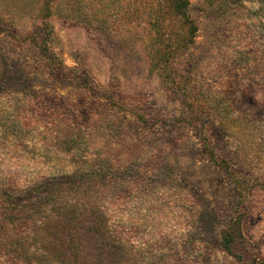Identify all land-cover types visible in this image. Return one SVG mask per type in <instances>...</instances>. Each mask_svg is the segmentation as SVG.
<instances>
[{
    "label": "rangeland",
    "instance_id": "1",
    "mask_svg": "<svg viewBox=\"0 0 264 264\" xmlns=\"http://www.w3.org/2000/svg\"><path fill=\"white\" fill-rule=\"evenodd\" d=\"M176 3L0 0V209L37 210L0 264H78L57 223L99 216L130 264H241L237 187L264 256V0Z\"/></svg>",
    "mask_w": 264,
    "mask_h": 264
},
{
    "label": "trees",
    "instance_id": "2",
    "mask_svg": "<svg viewBox=\"0 0 264 264\" xmlns=\"http://www.w3.org/2000/svg\"><path fill=\"white\" fill-rule=\"evenodd\" d=\"M176 6L179 10H186L189 0H177ZM246 195L244 187H237L233 212L219 231L221 244L224 252L241 264H264V256H258L252 251V242L245 232V221L250 212ZM26 203L16 205L6 201L0 209V242L4 241L0 245H4L3 248L10 247L9 249L15 251V249H21L26 242L31 244L30 232L34 230L33 223L36 219L33 223L32 220L37 210L31 209ZM107 215L108 213L104 214V216ZM107 220L100 219V216L95 219L86 217V220H80L74 224L73 228L69 225L64 227L61 222L57 223L64 232L62 233L64 236L52 241L54 243L52 250L66 255L69 260H75L78 264H130L131 260L128 262L125 257L121 259L124 247L121 243L118 244L120 236L116 233L113 236L110 233L108 235L98 233L104 232L105 228L113 227L110 225L112 222ZM14 228L17 229L16 232L9 235L10 229ZM94 238L96 241L92 243ZM61 263L65 262L60 260L59 264Z\"/></svg>",
    "mask_w": 264,
    "mask_h": 264
}]
</instances>
